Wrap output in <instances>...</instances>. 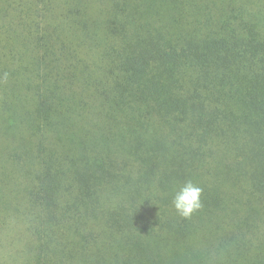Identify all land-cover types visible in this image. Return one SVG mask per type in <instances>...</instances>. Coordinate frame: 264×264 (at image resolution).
Listing matches in <instances>:
<instances>
[{
	"label": "trees",
	"instance_id": "16d2710c",
	"mask_svg": "<svg viewBox=\"0 0 264 264\" xmlns=\"http://www.w3.org/2000/svg\"><path fill=\"white\" fill-rule=\"evenodd\" d=\"M0 264H264V0H0Z\"/></svg>",
	"mask_w": 264,
	"mask_h": 264
},
{
	"label": "clouds",
	"instance_id": "9594fccd",
	"mask_svg": "<svg viewBox=\"0 0 264 264\" xmlns=\"http://www.w3.org/2000/svg\"><path fill=\"white\" fill-rule=\"evenodd\" d=\"M202 191L201 187L189 180L174 194L172 205L181 218H190L202 207Z\"/></svg>",
	"mask_w": 264,
	"mask_h": 264
}]
</instances>
